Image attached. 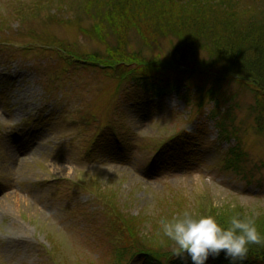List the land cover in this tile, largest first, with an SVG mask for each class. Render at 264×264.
<instances>
[{"label": "rangeland", "instance_id": "374dc122", "mask_svg": "<svg viewBox=\"0 0 264 264\" xmlns=\"http://www.w3.org/2000/svg\"><path fill=\"white\" fill-rule=\"evenodd\" d=\"M28 1L0 0V20ZM56 13L41 10L38 20L0 31V264H118L127 238L114 204L148 222L176 199L197 215L213 207L227 219L247 215L264 233V133L250 115L254 95L232 85L238 107L226 136L210 102L198 106L202 74L156 99L42 51L62 44L87 60L115 44L81 36L90 19L74 24ZM173 44L162 41L161 53ZM123 263L150 264L127 255Z\"/></svg>", "mask_w": 264, "mask_h": 264}, {"label": "trees", "instance_id": "16d2710c", "mask_svg": "<svg viewBox=\"0 0 264 264\" xmlns=\"http://www.w3.org/2000/svg\"><path fill=\"white\" fill-rule=\"evenodd\" d=\"M28 2L24 3V10L18 8L11 16L1 17V32L14 23L23 26L38 20L41 10L49 11V14L53 11L65 13L57 15L65 21L72 15L74 24L86 17L93 24L79 28L81 36L104 45L108 44L107 39H113L115 44L104 46L105 50H98L87 60L80 59L78 52L67 51L62 44L58 45L63 47L39 45L42 51L55 53L63 59L69 57L68 67L84 66L110 73L119 88L125 83H133L156 99L179 91L184 83L191 84L192 78L202 74L207 85L200 87L203 91L198 90L201 97L198 106L203 108L207 106L206 101L210 102L212 118L226 136L233 128L232 119L238 107L236 99L239 95L231 94V87L245 88L255 97L256 104L250 115L255 119L257 131L264 133V10L258 7L264 0ZM16 8L14 6L13 10ZM52 19L55 18L49 16V20ZM132 36H137L136 48L131 46ZM166 39L174 44L163 55L161 45ZM9 41L5 40L6 44H11ZM170 204L162 208L159 217L148 222L143 216L124 213L118 205L111 206L115 223L125 229L127 238V249L125 252L120 250L118 264L125 255L131 259L141 257L150 264H191L190 257L173 253V242L162 234L160 219L177 217L186 210L177 206L176 199ZM229 211L232 215L236 213ZM207 215L216 216L224 226L230 220L217 214L214 207L209 212L202 210L201 216ZM258 221L264 224V218ZM115 258L113 255L112 262H116ZM213 263L230 264V260L221 252ZM236 264H264V241L249 245L246 258Z\"/></svg>", "mask_w": 264, "mask_h": 264}, {"label": "clouds", "instance_id": "9594fccd", "mask_svg": "<svg viewBox=\"0 0 264 264\" xmlns=\"http://www.w3.org/2000/svg\"><path fill=\"white\" fill-rule=\"evenodd\" d=\"M162 234L173 242V253L190 257L191 264H206L209 257H219L223 252L230 264L243 261L249 245L260 244L264 236L255 219L236 213L222 225L213 215L201 216L184 210L177 217L161 218Z\"/></svg>", "mask_w": 264, "mask_h": 264}, {"label": "bare ground", "instance_id": "6f19581e", "mask_svg": "<svg viewBox=\"0 0 264 264\" xmlns=\"http://www.w3.org/2000/svg\"><path fill=\"white\" fill-rule=\"evenodd\" d=\"M17 147H19V146H15V151L18 149ZM17 148V149H16Z\"/></svg>", "mask_w": 264, "mask_h": 264}]
</instances>
